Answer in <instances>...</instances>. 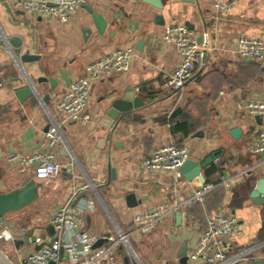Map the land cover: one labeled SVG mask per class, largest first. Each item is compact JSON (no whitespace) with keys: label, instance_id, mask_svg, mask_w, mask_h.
Returning <instances> with one entry per match:
<instances>
[{"label":"crops","instance_id":"crops-1","mask_svg":"<svg viewBox=\"0 0 264 264\" xmlns=\"http://www.w3.org/2000/svg\"><path fill=\"white\" fill-rule=\"evenodd\" d=\"M157 2L159 7L146 0H87L68 21L60 23L27 15L16 9L12 0H0V192L18 187L23 178L11 157L42 149L51 123L43 102L31 97L22 104L16 99L15 90L25 86L24 79L35 80L42 75L57 78V88L45 91L51 95L46 107L60 124L71 153L64 155L63 147L56 148V160L63 166L60 175L36 179L43 184L40 198L5 217L0 226L12 223L25 230L11 242L0 241V264H24L27 253L52 240L56 231L51 219L71 200L86 206L81 232H90L97 240L95 244L115 239L116 224L151 264H205L189 254L208 218L223 211L235 215L243 226L241 235L225 238L228 264L264 260V203L255 204L250 198L252 188L264 178V161L249 150L262 120L237 109L250 97L264 99V63L236 54L240 35L264 38V0H237L228 16L216 12L210 0ZM86 5L106 19L104 33L98 31ZM157 15L163 17L159 23ZM173 22L187 25L198 38L209 36L203 65L178 92L164 87L167 76L181 60L176 46L163 38L165 27ZM1 34L15 53L23 47L40 59L18 66ZM128 46L134 48L130 70L102 78L93 86L88 104L95 116L92 123L71 121L54 109L58 96L68 89L60 71L67 70L72 81L85 74L88 63ZM129 88L135 90L143 106L130 111L113 129L106 128L102 125L106 110ZM236 127L242 129L239 139L230 134ZM102 138L107 139L105 148L99 147ZM170 143L189 148L190 158L199 161L216 152L220 162L214 159L202 176L193 180H187L180 169L156 172L143 167V159L155 148ZM111 168L115 170L113 175ZM248 169L253 174L235 186L222 183L224 178ZM248 180L252 181L248 184L251 189L246 186ZM205 184H215L216 188L203 204L193 202L194 189ZM236 189L240 190L233 204ZM130 192L139 202L134 207L126 201ZM175 200L186 204L152 231L137 229L136 214ZM185 248L188 260L181 263ZM122 251L120 247L118 252ZM120 254L119 264H128L126 256ZM53 264L71 262L63 255Z\"/></svg>","mask_w":264,"mask_h":264},{"label":"built area","instance_id":"built-area-1","mask_svg":"<svg viewBox=\"0 0 264 264\" xmlns=\"http://www.w3.org/2000/svg\"><path fill=\"white\" fill-rule=\"evenodd\" d=\"M236 1L210 0V4L216 12L222 16H228ZM86 3L87 0H12V5L27 15L51 18L60 23L68 21ZM1 37L6 42L10 56L20 66L15 50L8 44L6 36L1 34ZM163 38L166 42L176 46L181 57L178 66L170 72L164 82L166 89L178 92L194 76L197 67L203 65L209 36L206 34L199 41L197 34L187 25L173 22L165 27ZM133 54L132 46L121 47L88 63L85 67V74L74 78L68 89L58 96L54 109L66 114L71 121L82 125L92 123L95 116L89 111L88 104L94 84L107 76L128 72L132 65ZM236 54L241 59L264 63V38L240 35L237 39ZM1 76L0 72V79ZM42 105L51 119L49 129L45 133L44 147L27 154L16 153L10 160L17 162L19 172L23 176L31 174L39 180L55 179L63 168L62 164L56 160L55 149L63 147L68 151L69 148L60 124L53 118L50 110L43 103ZM237 109L252 118H261L262 122L250 141L249 150L264 161V99L257 96L250 97L240 102ZM189 158V148L180 147L175 143L162 144L143 159L142 165L145 169L156 172L176 171ZM216 160L220 162L219 158ZM34 163H38V166L33 167ZM252 174V169H248L230 179L224 178L222 183L228 187L235 186ZM89 186L91 183L84 188ZM215 188V184L197 187L193 191L191 200L203 204L207 195ZM78 202V200L75 202L71 200L55 211L51 219L56 231L54 238L43 243L33 252L27 253L24 256V264H52L63 255L68 258L71 264H119L121 263L118 252L120 247L126 252L124 256H126L128 264H145L134 250L129 240V234L116 224L117 237L108 241L107 244L95 247L97 240L94 236L88 231L81 232L85 225L83 212L86 210V206L80 205ZM185 204L186 202L175 200L136 214L134 222L137 229L142 232L152 231L162 219L169 217L175 209ZM24 230L12 223H6L0 226V241L11 242L17 234ZM242 233L243 226L235 215L224 211L218 212L208 218L207 226L200 234L189 257L205 264H228L225 238Z\"/></svg>","mask_w":264,"mask_h":264},{"label":"water","instance_id":"water-1","mask_svg":"<svg viewBox=\"0 0 264 264\" xmlns=\"http://www.w3.org/2000/svg\"><path fill=\"white\" fill-rule=\"evenodd\" d=\"M148 3L153 4L159 7L157 1L159 0H146ZM161 7V5H160ZM85 8L91 13V18L95 26L97 27L100 33H104L107 27V21L103 17L102 14L94 12L93 8L90 6H85ZM163 17L161 15H157V22L159 23ZM90 30H87L89 33ZM202 38H198L201 41ZM142 42H140L141 44ZM206 53H204L203 60L206 59ZM16 57L18 62L23 65L24 63L28 62H35L40 59L39 55L32 54L30 50H22L16 52ZM250 61V60H248ZM252 62V61H251ZM67 70L60 71V75L66 82L67 86L69 87L71 81L68 75ZM25 80V86L18 88L15 90V97L16 99L24 104L25 101L31 97L37 98L41 103L47 106L50 102L51 95L48 92L50 90H55L57 88L58 80L56 77L53 76H39L35 80L32 78H27ZM49 83V86H47ZM45 92V93H44ZM44 93V94H41ZM43 95V96H42ZM40 98V99H39ZM144 102L140 99L139 96L136 95L135 90L133 88H129L122 97L115 99L108 109L105 112L104 117L102 118V125L106 128L113 129L119 122H121L126 115L129 114L130 111L133 109H138L143 106ZM1 107V105H0ZM259 122H261V118H257ZM49 126L47 127L48 131ZM230 134L239 139L242 135V129L240 127H236L230 130ZM107 145V139L102 138L99 141V147L105 148ZM61 153L64 155H69V152L66 148L61 150ZM217 158V153L212 152L209 156L205 158L204 161H199L193 158H189L181 167L180 172L185 176L187 180H193L196 177L202 176V171L212 162L214 159ZM33 167L38 166V163H34ZM115 170L111 168L112 175L114 174ZM43 184L38 182L33 175H24L21 183L18 187L1 191L0 192V223L5 221V217L8 214L15 213L18 211L23 210L24 208L34 204L40 198V190ZM250 198L253 200L255 204H263L264 203V178L258 180L255 184V187L252 189L250 193ZM126 201L128 206L134 207L139 202L135 196V193L130 192L126 195ZM176 218L180 221L181 215L179 211L175 212ZM101 243L95 244L96 246H100ZM181 263H186L188 260L187 257V249L185 248L181 252L180 256ZM127 260V259H126ZM53 264V263H52ZM256 264H264V260L257 259Z\"/></svg>","mask_w":264,"mask_h":264},{"label":"trees","instance_id":"trees-1","mask_svg":"<svg viewBox=\"0 0 264 264\" xmlns=\"http://www.w3.org/2000/svg\"><path fill=\"white\" fill-rule=\"evenodd\" d=\"M176 116H177V114H176ZM179 125H180V124H177V126H176V129H177V130L179 129ZM251 182H252V181L248 180L247 183H246V186H247L248 184H250ZM251 187H252L251 185H248V189H251ZM252 189H253V188H252ZM239 190H240V189H239ZM239 190H237V189L235 190V200L233 201V204H236V199H237V196L239 195ZM244 190H245V192H246V197H247V194H248V193H247V189H246V187H245ZM251 191H252V190H251Z\"/></svg>","mask_w":264,"mask_h":264},{"label":"rangeland","instance_id":"rangeland-1","mask_svg":"<svg viewBox=\"0 0 264 264\" xmlns=\"http://www.w3.org/2000/svg\"><path fill=\"white\" fill-rule=\"evenodd\" d=\"M134 250L137 252V254L139 255V257L141 258V260L145 263V264H151L150 262H147V260L145 259V257L143 256V254L135 247L133 246ZM125 251L123 250L122 253L120 255H125Z\"/></svg>","mask_w":264,"mask_h":264}]
</instances>
